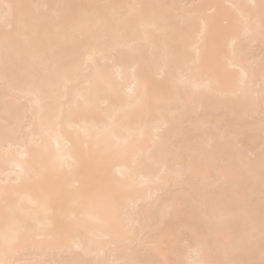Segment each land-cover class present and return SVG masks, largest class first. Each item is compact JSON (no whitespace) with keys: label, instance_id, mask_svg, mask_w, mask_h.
Masks as SVG:
<instances>
[{"label":"bare ground","instance_id":"obj_1","mask_svg":"<svg viewBox=\"0 0 264 264\" xmlns=\"http://www.w3.org/2000/svg\"><path fill=\"white\" fill-rule=\"evenodd\" d=\"M262 20L261 0H0V259L259 262Z\"/></svg>","mask_w":264,"mask_h":264},{"label":"snow or ice","instance_id":"obj_2","mask_svg":"<svg viewBox=\"0 0 264 264\" xmlns=\"http://www.w3.org/2000/svg\"><path fill=\"white\" fill-rule=\"evenodd\" d=\"M261 7L262 10H264V0H261ZM262 26H264V20H262ZM261 183H262V198H264V169H262V174H261ZM19 233L18 230H12V231H5L3 235V243H4V250L5 253L10 252L18 243H19ZM0 264H12L11 261L7 259H0ZM183 264V262H181ZM197 264H217L215 261H210V260H203V261H198ZM219 264H239V262H219ZM243 264H264V247H262V252H261V259L259 262L255 260H249L243 262Z\"/></svg>","mask_w":264,"mask_h":264}]
</instances>
